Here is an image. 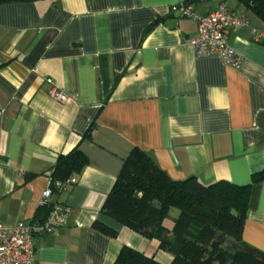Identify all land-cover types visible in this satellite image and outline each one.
<instances>
[{"label": "crops", "instance_id": "1", "mask_svg": "<svg viewBox=\"0 0 264 264\" xmlns=\"http://www.w3.org/2000/svg\"><path fill=\"white\" fill-rule=\"evenodd\" d=\"M180 3L248 16L226 32L239 68L194 53L198 23L170 10ZM263 42L264 25L238 0L0 4V225L32 224L57 157L78 147L87 164L48 197L69 208L66 223L34 231L32 264H113L122 247L169 264L157 240L103 214V201L133 148L173 180L249 183L264 168ZM242 239L264 253V181L251 185Z\"/></svg>", "mask_w": 264, "mask_h": 264}, {"label": "trees", "instance_id": "2", "mask_svg": "<svg viewBox=\"0 0 264 264\" xmlns=\"http://www.w3.org/2000/svg\"><path fill=\"white\" fill-rule=\"evenodd\" d=\"M15 1L34 0H0V4ZM238 1L264 25V0ZM92 128L93 124L84 137L90 136ZM86 164V156L78 147L60 154L49 173L51 192L62 188L55 186V182L64 183ZM262 181L264 168L244 185L226 180L205 185L194 177L173 180L142 150L133 148L124 159L101 211L143 237L157 240L158 247L172 256L169 264H264V253L242 239L251 185ZM53 204L48 199L41 202L39 215L31 223L41 225ZM171 208L178 213L167 227L164 221ZM95 225L115 235V231L102 224ZM113 264L161 263L152 256L122 247Z\"/></svg>", "mask_w": 264, "mask_h": 264}, {"label": "built area", "instance_id": "3", "mask_svg": "<svg viewBox=\"0 0 264 264\" xmlns=\"http://www.w3.org/2000/svg\"><path fill=\"white\" fill-rule=\"evenodd\" d=\"M170 10L197 20V33L187 41L197 56H217L225 65L234 69L239 68L241 56L227 44L226 32L229 28L247 26L249 20L245 13L236 14L228 10L224 3L203 14L193 12L184 3L171 6ZM46 82L49 84L48 94L52 99L60 103L67 99V94L58 89L52 79L47 78ZM75 181V178L70 177L64 183L55 182V186L64 187ZM50 185L49 180L48 186L42 192L41 202L51 195ZM68 212L69 208L66 205L55 203L47 218L39 226L21 220L11 226L0 225V264H32L35 254L34 231L64 225Z\"/></svg>", "mask_w": 264, "mask_h": 264}, {"label": "rangeland", "instance_id": "4", "mask_svg": "<svg viewBox=\"0 0 264 264\" xmlns=\"http://www.w3.org/2000/svg\"><path fill=\"white\" fill-rule=\"evenodd\" d=\"M174 213H176V214L178 213V210L176 208L172 209V214H173L172 216L175 215Z\"/></svg>", "mask_w": 264, "mask_h": 264}]
</instances>
